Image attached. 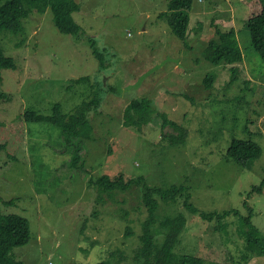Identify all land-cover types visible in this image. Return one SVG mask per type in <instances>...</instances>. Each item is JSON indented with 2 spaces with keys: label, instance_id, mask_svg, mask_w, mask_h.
<instances>
[{
  "label": "rangeland",
  "instance_id": "rangeland-1",
  "mask_svg": "<svg viewBox=\"0 0 264 264\" xmlns=\"http://www.w3.org/2000/svg\"><path fill=\"white\" fill-rule=\"evenodd\" d=\"M77 1L81 10L73 15L82 26L78 35L61 32L48 9L25 19L23 32L5 31L1 37L17 67L4 69L0 83L8 94L0 99V142L5 135L23 142L0 150V209L27 216L32 234L28 244L14 248V255L26 264H96L111 256L121 264H142L136 250L149 212L145 185L167 187L183 180L201 211L235 208L245 216L248 198L260 238L248 227L257 252L251 245L247 250L235 213L205 218L179 197L161 202L159 210L160 216L186 215L174 249L223 264H236L248 253V264H264V189L254 191L264 179V59L249 46L250 0H194L185 39L169 23L170 0ZM214 23L235 28L244 50L239 80L228 88L230 66L203 57L216 37ZM94 41L105 49L104 68L93 52ZM210 73L216 78L207 88ZM80 77L86 78L76 82ZM244 79L252 81V89H244ZM182 91L196 102L179 95ZM236 94L243 99L232 102ZM94 95L101 100L90 114L96 138L82 143L76 164L75 144L64 139L59 127L23 122L21 117L26 109L50 114L57 102L69 113ZM143 97L177 121L179 130L127 124V105ZM183 132L185 141L179 144L163 135ZM234 138L261 144L263 154L253 169L228 157ZM37 164L43 169L42 181L38 175L36 181L32 178ZM121 173L126 180L142 179L98 198L90 179ZM163 238L160 234L158 240Z\"/></svg>",
  "mask_w": 264,
  "mask_h": 264
},
{
  "label": "trees",
  "instance_id": "trees-1",
  "mask_svg": "<svg viewBox=\"0 0 264 264\" xmlns=\"http://www.w3.org/2000/svg\"><path fill=\"white\" fill-rule=\"evenodd\" d=\"M194 0H170V10L166 12L169 17V23L176 36L185 39L190 24V9ZM51 9L53 20L57 28L66 34L78 35L82 26L75 20L74 12L81 10V4L77 0H6L0 3V83L3 80L4 69H16L17 65L13 56L6 54L5 49L1 45V37L5 31H9L15 35L24 31V20L33 12H37L40 16ZM249 15L247 19V28L249 31V46L264 59V0H250L248 2ZM216 37L212 38L207 47L203 51V57L216 65H229L231 79L227 82L226 88L235 84L239 80V72L241 66L238 64L244 59V50L239 42L237 30L235 28L224 29L220 25L214 23ZM92 47L94 54L101 60V67H105V59L102 55L105 49H101L94 41ZM246 43H244V46ZM86 77H80L76 82H81ZM216 76L212 73L208 74L205 79L207 88L211 87ZM244 89H252V81L244 79ZM187 98L196 102V98L189 96V93L182 91ZM8 98V94L2 89L0 90V99ZM243 99V95L236 94L231 101L236 102ZM150 98L133 99L125 109L126 123L131 125L143 126L153 123L159 125L162 129L171 126L175 131L179 130L180 124L169 117L166 112H157L153 107ZM101 105V100L97 95L91 99L83 100L72 112L66 113L62 111L61 104L55 103L50 114L41 113L35 109H26L22 112L23 122L27 123H50L54 127H59L62 131L64 139L75 144L73 149L72 164H76L80 158L79 151L85 140H95L94 126L91 121V112ZM170 142L181 143L185 141L186 132L178 135L168 133ZM4 142H0V150L9 147L10 143L23 142L22 137L3 136ZM263 154L262 146L253 139L234 138L228 147L227 155L229 158L237 161L244 168L253 169L257 159ZM14 157L17 158L15 155ZM41 161V160H40ZM40 162H38L39 164ZM37 164V166H38ZM42 181L43 169L39 166L32 172V178ZM142 176L138 178H130L126 180L121 173L111 178L107 174H103L98 178H91L90 185L95 186L98 190V198L103 194L113 195L116 191L126 190L134 183L140 182ZM37 183V182H36ZM264 189V179L255 186L254 191L262 193ZM144 200L149 212L144 221V233L141 235V244L136 250V256L142 264H222L214 260H206L203 257L183 253L179 254L174 248L180 240V234L186 224L187 218L184 213L177 215L160 216L159 210L161 202L169 200H178L179 197L184 198L185 206L192 213H200L202 217L213 218L217 216L219 219L226 218L229 214L235 213L239 216L242 233L248 238L247 250L251 247L257 252L253 244L254 238L249 233L253 228L256 236L257 229L253 226L254 209L248 198L244 200V205L248 209L247 215H241L239 209H228L222 212L201 211L192 202V193L190 185L182 182L180 185L175 183L167 187H152L145 185ZM13 200L5 201L10 204ZM228 214V215H226ZM47 231V226L43 225ZM158 226V228H157ZM249 227V228H248ZM131 233V231H129ZM160 234L164 235L162 241L158 238ZM264 236V235H263ZM259 237V236H258ZM260 238V237H259ZM32 239L31 222L27 216L17 213L5 214L0 209V264H26L18 259L13 250L15 247L28 244ZM112 255H115L113 253ZM248 257L243 254L236 264H248ZM82 264V263H75ZM96 264H120V261L114 259L113 256L106 257Z\"/></svg>",
  "mask_w": 264,
  "mask_h": 264
},
{
  "label": "clouds",
  "instance_id": "clouds-1",
  "mask_svg": "<svg viewBox=\"0 0 264 264\" xmlns=\"http://www.w3.org/2000/svg\"><path fill=\"white\" fill-rule=\"evenodd\" d=\"M77 79H79V78H77ZM76 79V80H77ZM53 108V107H52ZM183 181V180H182ZM182 181H180V182H178L177 183V185H180L181 183H182ZM185 182V181H184ZM238 216V215H237ZM215 217H217V216H215ZM239 217V216H238ZM206 218V217H205ZM218 218V217H217ZM129 231H131V230H129ZM183 231V230H182ZM241 231V233H242V230H240ZM129 233V232H128ZM130 234V233H129ZM243 234V233H242ZM181 235V234H180ZM244 235V234H243ZM244 237H245V239H248L245 235H244ZM212 260V259H211ZM120 261V260H119ZM215 261V260H214ZM219 262V261H218ZM222 263V262H221ZM120 264H121V262H120ZM223 264V263H222Z\"/></svg>",
  "mask_w": 264,
  "mask_h": 264
}]
</instances>
